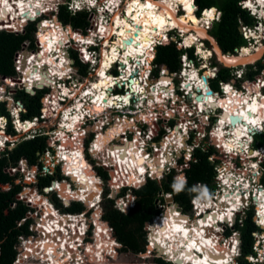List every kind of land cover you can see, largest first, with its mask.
Listing matches in <instances>:
<instances>
[{"label":"built area","instance_id":"obj_1","mask_svg":"<svg viewBox=\"0 0 264 264\" xmlns=\"http://www.w3.org/2000/svg\"><path fill=\"white\" fill-rule=\"evenodd\" d=\"M244 1L245 0H240L238 2V6L240 7V9L248 11V13L251 16L256 18V21L252 26L244 25L242 22H239L238 28L243 39L250 41L252 40V42H255L259 38L256 39L253 38V36H255L256 31H259V27L264 25V16L260 14L255 15L254 12H252L248 7H246V3ZM192 5L194 6V9L192 11L193 15L195 17L197 16L198 18H201L206 10L208 11L213 10L212 17L208 19L209 25L205 29L206 31L211 30L210 28L211 25H213L215 22H218L220 20L221 12L217 8L211 7L208 9H203L200 11L198 15L197 14L198 7L194 4V0H192ZM67 8L70 11L75 12L79 8V4L75 0H71L70 3H68ZM41 10L43 11V9ZM177 10L180 16L181 14L182 15L185 14L180 6L177 8ZM36 18L34 17L33 19L32 17V20H36ZM54 18L56 19V17ZM27 22H29V20H26L25 24ZM48 22H50L51 26L54 25L58 30H61L63 32V35L70 33V28L63 29L58 22L55 21L53 22L48 21ZM190 23H191L190 25L192 26L193 25L192 22ZM8 26H6L3 22H0V31H7L10 33L24 32L23 31L24 25L17 30L11 29V27ZM173 29L176 30L175 31L176 33L174 32L175 33L174 36L172 37L170 36L166 38L164 34L165 38L163 37L162 38L163 40H160L158 37L155 40V43H153V47L155 49V45L161 42L162 43L172 42L176 45L177 49L183 50L184 52L181 54L179 60L180 71L171 72L168 69H166V71H161V70L153 71L155 68V66L153 65L154 57L151 59L150 68L147 70L148 76L151 79H157L160 76L161 77L165 76L170 79L169 84L166 85V87L169 86L172 87L170 96L167 97L166 99L163 98L162 104L161 103L153 104V106H156L155 109L154 108L147 109L146 107L147 100L144 102L146 108L142 107L140 104V100L135 99L134 95H132V97L128 99V105H124L123 107L117 108L118 105H116L114 109L113 107L114 105L106 106L107 109L109 110L107 114L110 115L111 119H113L114 116L115 117L118 116L119 120L122 121L124 118L126 119L130 118V120L134 119L133 126L132 127L125 126V130L120 134L121 140H119V142H116V144L118 143L117 145L122 146L124 144L126 145L127 144L126 142L132 143L135 137L141 138L142 139L141 142H138V149L144 154L143 160L145 162L143 161L142 165L145 167L147 166L144 165L146 162H150L158 158H160L159 160L162 162L161 166L155 165L156 171H160L158 174H155L156 171H152V168L145 167L146 169L144 170V172L140 174H136L139 176V178L133 182H128L127 179L123 178L122 176H121L122 178H119V176H117L118 171L115 165L106 166L104 162L101 161L97 156L92 155L91 146L93 145V142L96 140L97 135L100 132H97L98 128H95L96 115H93L90 112L89 108L86 107V105L89 104L84 102L83 98L82 100L81 99L76 100V103L74 102L66 109L60 111L61 108H58L59 110H55L54 102L56 101V99L51 98L50 96L51 92H49L51 91L52 85L50 86L43 85L42 87L34 86L31 90H28L29 93L34 94L35 93L33 92L34 90L37 92V94L40 93V95L42 96V92L44 90L47 91V93L43 94L44 98L41 103L42 106L40 108V112L38 115L33 116L30 119L23 120L20 118V114L25 111L24 107L18 100H15L11 95L9 94L5 95V92L8 89H14L17 86H19L20 88L23 87L22 83H18L17 81L20 78L19 70L21 67H23V62H24L23 60H25V59H20L21 56H26L30 54L32 57H34V55H36V54H32L33 52L30 53L28 51V45H29L28 41H24L22 43L20 50L16 52L13 59V66L16 75L14 77L0 76V94H1L0 104L3 103L6 109H8L9 111L11 130L13 131V133L8 134L5 131L6 119H4L3 117H0V132L5 136L4 140H10V139L13 140L12 142L13 144L10 143L8 148H12L17 143L16 140L17 137H14V134L16 135L22 134L23 137L21 135L19 136H21L23 140H30L35 137H44V136H50V137H49V141H47V147L45 148L42 154H39V157H41L44 160V165L41 166L33 165L30 167L31 168L30 171L27 172L28 165L26 164V162L24 160H21L19 162L20 164L19 172H23L24 178L22 177L23 179L16 180L17 185L20 184L23 186L21 187L20 192L16 194L15 199L16 201H19L21 203L22 207L26 209V212L24 217L17 222V226L21 227L24 224L28 223L29 220H32V222L28 223L27 226L28 234H21L17 237V241L14 244L16 255L13 264H88V262L90 264L91 261L93 264L94 263L102 264L104 261H108L109 259L114 258L116 255V249L121 248V244H119L118 241L116 240L112 226L108 224V222L103 221L102 219V210L100 207L101 201L104 200L105 198L112 200L114 203L113 204L114 209L118 210L123 214H126L135 205L136 198L134 195V191L144 186L148 180L156 181L160 183L166 177L170 176L172 181L177 186L182 185L183 183L186 182L187 170L190 168L191 163L195 162V158L193 154L196 151V149H200V148L203 152H208L207 150H212L208 155V160L210 161L211 165H213V171H214V177L210 184L211 188L210 189L207 188L205 183H196L195 184L196 194L191 198L189 202V209L186 211L174 201L171 193H167V192L162 193V191L158 192V197H156L154 200V207L158 212L156 215H154L151 218L150 221H147L144 224L143 250L138 254L141 256H145L146 258L153 256L154 259H161L170 264H177V262L178 264H192L187 262L182 263L179 262V260L175 261L174 259L168 257L167 253L159 252L156 246V244L158 245L159 242L156 241L154 236H150L151 233L154 234L156 233L155 232L157 230V226L155 225L156 221L159 218L163 219L162 216L165 214V212L168 209L171 208L173 210H176V212H174V216H175L174 218H176L178 221L179 220L183 221L182 224H185L190 228L192 227V225L196 224L199 220L207 219L205 215L214 214V211L216 210L206 209V211L201 214L197 212V207H198L197 205L205 204V203H213V204L218 203L219 201L217 200V198L220 195L225 194L224 184L221 181L222 178L227 176H232L230 177V179H233V183L230 182L229 184L230 187L226 188L228 189L226 193H228L229 191H234V192L240 191L241 197L247 195V202L245 201L244 203L240 204L239 201L240 199H239L237 201L239 204L236 205V208L231 210L230 217H228L226 220L220 222L218 221L217 223L218 231H214V229H211L210 231L203 232V234L205 235L207 233L209 234L207 236L211 235V237H214L213 240H214V244L217 246V251H214L216 253L212 252L213 256H217L218 253L224 254L225 256L224 258L228 259L225 264H238L237 259L239 254L236 253L235 250L236 247L241 246V239H240V232L236 229V225L239 226L242 225L243 220L247 217L248 215L247 213L248 211H251L250 210L251 208L252 209L251 218L254 225L257 227V231H254L252 233L253 241H254L252 246L253 253L247 256V260L250 264H264V226L257 219L259 218V216H258V212H256L255 210V202H254L255 188H258L259 190L264 192V186L261 184V178L264 174V151H263L264 143L260 144L258 141L254 142L255 141L254 137L256 133L254 134L250 133L248 140L249 145H245L244 153L240 152L237 154L235 151L228 152L226 149L219 146L215 138L214 129L216 128L218 124L217 121H219L220 115L222 114L223 111H221L220 109H216L219 110V113L217 115H215L216 110L213 112L209 111L208 113H206L207 112L206 110L196 111V104L193 101V97H190V95H188L187 92L185 93L183 91V86H182L183 83H181V81L179 80L182 73L185 72L184 70L189 69L188 63L191 62L192 64H195L197 59L202 60L203 57L199 56V54L195 51V49L191 45L185 44L186 35L185 36L182 35L180 29L171 28L168 29L165 33L168 34ZM75 32L77 33V31ZM186 33L193 34L195 32L191 30ZM37 35H38V31L35 32L34 42L38 50L40 51L41 47L37 43L38 42ZM70 38L73 37L70 35ZM192 49H193L192 54L194 59L190 58L188 54V51ZM237 51L238 50H236V52ZM239 52L240 51H238L237 54H239ZM90 53L93 58L96 57L92 54L93 51ZM210 54H212V52H210ZM90 64L93 63L90 62ZM160 67H165V66H160ZM202 68L206 70L204 67ZM110 72L112 71L110 70L107 71V74H110ZM113 72H115V74L111 73V75L114 78L117 75V71H113ZM195 72L197 74L199 73V71H195ZM241 73H242L241 71L240 72L237 71L235 73L234 76L236 77L237 80L241 78ZM210 74L206 78L207 86L213 92L221 91V87L225 83L219 81L218 90L212 89L209 81L215 78L217 74L215 73V71H210ZM11 80L14 83V85L10 83ZM260 80L261 79L257 78L253 82V84L254 83L258 84L260 82L261 87H263L264 82L263 80L261 81ZM63 81L64 79L63 80L59 79V81L56 82V86L58 88L57 90L58 97L62 102H64L66 98H69L73 101L74 90H72V92L69 91L67 93V96H65L62 89L63 88L67 89L68 86H66ZM229 87L233 89L235 93L239 94L240 89L232 88L231 85H229ZM110 88H111L110 90L111 92L109 94L110 95L109 98L114 101L116 100L117 97H124L129 92V90L126 88V85L123 84L121 86H119V84H114L111 85ZM117 90H121L122 92H116ZM130 93L133 94L131 91ZM68 94L70 95V97H68ZM260 94L262 97H264L262 93ZM197 96L200 97L202 96L200 91L194 92L195 100L199 101L196 99ZM173 97H175V100H173ZM45 100H47L50 104L49 105L47 104L48 110L44 111L46 103H44L43 101ZM89 101H91V99ZM187 101L188 102L190 101V103H188ZM77 103H79L80 106L79 109L76 107L78 105ZM58 104L60 103L58 102ZM136 106L138 107L136 108ZM153 106H149V108ZM66 110H69V112H67L68 114L65 112ZM147 110H149L150 112L148 113ZM128 113H133V114L132 116H130ZM141 113H143L144 116L145 115L147 116L148 114L149 120L146 121L145 118H135L137 117V115L140 116ZM64 114L66 115L67 118L69 117L70 120L71 118L74 117V115H77L78 117L81 116V118L85 120V121L82 120L81 125L77 128L78 135L79 137H81V139L77 142V144L82 149V155L84 157L86 164L89 167H91L93 173H96L94 174V176L97 178L98 181L97 183L98 190L97 189L89 190L88 191L89 193H87L85 197H83L82 199L76 196L72 197L71 193L77 191L76 183L73 182L70 179V176L66 173L67 171L65 168L64 161L57 158L58 155L57 149L60 146L61 141L59 139L56 140V137L60 133L58 130L59 129L58 126L63 122L61 121V118H63ZM210 115H215V116L212 118V116ZM55 119H58L57 120L58 123L54 132L53 131L48 132L45 129H38L37 131H35V128L38 127L37 126L38 123L41 122L43 124H46L48 121L50 120L52 121ZM212 121L215 122L213 129L211 130L210 126L209 128H206L209 124L213 123ZM30 123L34 125L30 129L23 130L22 126ZM105 123L106 124L102 129L103 132L109 129L110 125H113L114 120L110 122L106 120ZM166 124L173 126L167 127ZM165 128L166 131L164 130ZM52 132L53 134H51ZM256 132L257 135H261L264 133V131H256ZM64 133L66 136V140L68 139L67 137L71 139L73 136L70 133L68 134L67 129ZM171 133H175V136H177L179 140V145H176V143L174 142L172 147L165 149V147H163L161 143L165 142L164 140ZM172 138H174V136ZM54 139L55 141H52ZM251 143L254 144L255 146L253 145V147L249 148L252 145ZM4 148L5 146L2 144V142H0V152L4 151ZM249 151H252V154H248ZM247 154L249 155V157ZM54 155H55L54 161H52V156ZM89 156L91 157V159ZM250 163H253V165L256 166V174L254 175L253 172L251 174V172L249 171L251 176H247L246 174L241 175L243 172L250 169L249 167H247L249 166ZM251 168L252 171L255 170L254 167ZM50 169H52V172H50ZM56 169L60 171V176L62 178L61 180L52 181L49 186H44L42 188V191L38 189L39 188L38 186H34V187L28 186V185L36 184L35 176L36 174H38V172H40L42 176L46 177L47 173L48 174L53 173L54 171H56ZM97 169L105 173L106 177H104ZM18 170H19L18 166H15V167H9L5 171L9 175H12V174H16ZM239 177H240V182L244 180L245 182L250 183L251 186L248 192L243 191L242 189H240V187L237 186L238 181L236 180H238L237 178ZM61 186H64V189L60 190ZM103 187H105V189ZM67 189H70L71 193H68ZM62 194L63 195L66 194L68 198H66ZM90 194H96V196L92 197V199L96 200L97 204H95V206H91L89 202L88 205L86 204L85 199L86 198L88 199ZM39 199L42 200L44 199L43 201L47 202L46 206H48L49 213H47L46 208L43 207L44 204L39 205ZM72 202L81 204L83 206V210L73 214L69 212H64L63 210L69 207V205ZM169 206L170 208H168ZM224 209H226V212H228L227 211L228 208H224ZM49 215L52 217H49ZM65 218L68 219L71 218L72 221L77 220V222L79 223L83 222L85 225V229H83L82 231L78 229L76 232L74 230L69 229L68 220L66 219L65 221L64 220ZM95 221L97 222L98 225L99 223L102 225L103 230L106 229L105 232H108L109 238L106 236L105 232L103 231L101 232V234H103V236L106 238L105 240L110 241L108 246L104 244L97 245L99 244L98 243L99 239L97 234L95 233V230L98 229V226ZM56 224L59 225L60 231H57L58 229L54 228V225ZM160 226L161 225L159 224V227ZM62 228L64 231H62ZM59 236L61 237V240ZM96 238L98 239L97 244H96ZM88 239L89 240L91 239L90 241L94 242L93 245L96 246L95 251H98L97 253H93L94 257H92L90 251L88 252L83 246V245L87 246L90 243ZM152 239H154L153 242ZM52 247L55 249V253L52 251ZM101 247H103V249ZM83 252H87L89 256L87 257L86 253L83 256H81L80 254H82ZM240 254H241V248H240ZM211 260L214 261L215 259H211Z\"/></svg>","mask_w":264,"mask_h":264},{"label":"bare ground","instance_id":"obj_2","mask_svg":"<svg viewBox=\"0 0 264 264\" xmlns=\"http://www.w3.org/2000/svg\"><path fill=\"white\" fill-rule=\"evenodd\" d=\"M82 3L80 5L85 6V8L90 9V11H94L95 9L99 10L98 14L95 15L94 22L96 23V26L94 27L93 31L89 33V36L83 37L82 35L75 36L76 44L79 46L80 50H86V46L93 44H96L98 41H102L105 46L101 49V56L98 62V68L96 69L92 67V71H98L99 77L102 78L107 74V71L111 68V66L116 63V61L119 62L121 67V78L124 83H129L128 80L131 78L130 84L133 86V88L136 90L137 93H135V99L140 100V104L144 108H148L149 106H153L151 104L155 103H163V98L166 99L170 96V92L172 87H166L167 84H169L170 79L167 77L161 78L160 82L156 81L154 87H150L151 81L149 80L148 76V70L149 67V61L151 59V52L150 50L153 48V43H155L156 38L161 35H164V32H166L171 27H177L181 29L182 35L185 34V30H189V23L185 21L182 17L177 18V5L182 4V6L191 4V0H81ZM246 7H248L252 12L259 13L260 15L264 16V0H245ZM79 3V1H78ZM102 5V6H101ZM125 5V15L123 17H119V6ZM45 6L44 0H0V17H7L8 19L14 20L15 18H25L29 21L32 20V17L36 18V12L42 11ZM181 6V7H182ZM39 7V8H38ZM38 8V9H37ZM154 9H161V13H155ZM192 7L189 9L191 11ZM261 9V11L259 10ZM151 10L153 14H148L146 16V19L142 21L141 25L139 24L140 17L145 13V11ZM184 10V8L182 9ZM115 11V13H114ZM188 10H185V12ZM28 13L27 17L23 16V13ZM113 13L112 18L107 22L104 21V16H111L108 13ZM108 14V15H107ZM213 10L208 11L206 10L204 12V16L202 19L206 18L205 20L208 21L209 18L212 17ZM31 19H30V18ZM37 19V18H36ZM3 21V20H1ZM10 22V21H9ZM195 26L191 27L193 31H195L196 34H198L200 37H203L206 35V31L203 28L204 20H200L198 22H195ZM202 24V25H201ZM206 24V22H205ZM209 24V22H208ZM40 26L44 28V31L42 32V38H39L38 45L41 47V52L38 51L37 54L32 57L30 54L26 56H21L20 59L23 60V66L21 67L20 72V78L17 80L18 83H22V86L25 88L31 87V85L36 80H44L50 85H52L54 82H56V78H64L65 72L69 71V64L71 63L66 57L62 56V50L60 49L63 45L64 40L66 39L61 37L63 35V32L61 30H58L56 26L50 25V22L48 21H42L40 23ZM139 26L140 29V35L137 37L136 44H128L127 49L124 52H119V44L117 41H115L113 44L110 45V47L107 46L109 43V39L116 35V39L120 36H122L126 31H133L134 28ZM62 33V34H61ZM197 35V36H198ZM198 36V37H199ZM253 38L258 39L259 37L253 36ZM201 39L196 38L195 42L192 43V40L190 38H185V44L196 46L198 42H200ZM95 41V42H94ZM260 40H257V43H259ZM192 43V44H191ZM196 43V44H195ZM261 44V43H260ZM262 45V44H261ZM214 46V45H213ZM215 44V52L218 54V58L220 61H223L225 64H236L243 60H249L254 58L259 52H261L262 49H258V51L255 55L251 54V51L248 47H241L239 54H236L235 56H227L223 55L221 56L220 51L216 48ZM259 46V45H258ZM202 49L198 48V53L201 52ZM55 52L51 55V52ZM56 53H59L56 56ZM51 55V56H50ZM79 55H82L80 53ZM204 56L207 55V53L203 54ZM82 57V56H80ZM149 57V58H148ZM54 59V61H53ZM94 59V58H93ZM95 60V59H94ZM91 62L95 64V62ZM87 61V60H86ZM252 61V60H250ZM88 62V61H87ZM26 63V64H25ZM90 63V62H89ZM242 64V63H241ZM22 66V65H21ZM97 66V64H96ZM147 66V67H146ZM146 69V70H144ZM185 72L182 73L180 77L181 83H183V91L190 97H193V101L196 104V111L197 110H206L207 112L215 111L219 107V105H216L217 99L214 96H211L209 93L208 95L205 94L203 91V84L200 76L195 71L184 70ZM52 75V77H51ZM204 77V76H203ZM205 83H206V77ZM54 79V80H53ZM9 83V82H7ZM13 85L14 83L11 82ZM12 85V86H13ZM55 86V85H54ZM97 84H93L90 89H87L86 92L81 95L85 101H88L91 99V105L88 106L90 112L93 115H96V124L100 118L99 112L108 113L109 110L106 106L114 105V109L116 105H118L117 108L123 107L124 105H128V97H124L123 99L121 97H117L116 100H112L108 97L107 92H98L97 91ZM224 84L221 87V91H223L226 94V99H230V94L234 95L232 100L233 108L229 109L227 104L222 106L224 116L219 118L218 122V128L214 132L217 138H219L220 143L219 146L226 149L228 152L235 151L237 154L242 152L244 153L245 145L247 144V140H249V129H254L255 131H264V97L261 96V94H254L246 96L241 95L240 93H233L231 91L230 87H225ZM162 90V92H161ZM64 95H66L67 90H62ZM200 91L201 92V100L196 101L194 98V92ZM206 91H210L207 90ZM211 92V91H210ZM207 93V92H206ZM137 96V98H136ZM174 98V97H173ZM235 98V99H234ZM147 100V106L145 107L144 102ZM123 102V103H122ZM97 103V104H96ZM121 104V105H120ZM120 105V106H119ZM149 105V106H148ZM79 108L80 106L77 105ZM139 106V104H138ZM87 107V108H88ZM96 108H98V111H96ZM137 108V106H136ZM154 108V106H153ZM107 111H106V110ZM152 109V107H151ZM204 111V112H206ZM247 111L251 112L250 116H247ZM88 112V113H90ZM149 113L150 111L147 110ZM67 113V112H66ZM68 114V113H67ZM130 116H132L133 113H128ZM236 114L242 117V121L244 124H239L234 127H232L230 124H228V120L224 119L225 117H228V115ZM84 115V114H83ZM86 115V114H85ZM143 113L137 115L135 118H145L149 119L148 117ZM64 121L61 123V126L64 127V129H67L70 132H75V130L81 125V121L83 118L75 116L74 118L66 117L64 116ZM85 121V120H83ZM124 121V122H123ZM122 120H119V117H116L115 125L117 124L121 130V133L125 130L123 128L124 123H128L133 126L134 119L124 118ZM34 124H25L22 126L23 130L30 129ZM66 131V130H65ZM2 133L0 132V137ZM110 136V135H109ZM174 136V138H172ZM179 137V135H178ZM120 139V136L117 137ZM109 140V138H107ZM165 142L164 147L165 149L172 147L173 143L175 142L176 145H179V140L177 136H175V133H171V135H168L167 138L164 140ZM106 141H103L102 138H98L94 141L91 150L92 153L95 154L97 152H103L104 147L103 144ZM139 142V141H138ZM138 142L133 141V143L119 146L111 150L109 147H106L107 149L105 152L107 155H109L111 158L115 160V167L117 169V176L119 178H126L128 182L136 181L139 176L136 174H140L144 172L146 169L145 167L152 168V171H156V166H161L160 158L156 160H152L150 162H146L143 166V159L144 154L143 152L139 151L138 149ZM141 142V141H140ZM103 143V144H102ZM264 151V147H263ZM79 151H60L59 152V159L65 161V163L68 165L67 174L72 178L80 179L82 177V171L79 169V163L81 161V158L75 159V157L78 155ZM248 154H252V151H249ZM103 155V154H101ZM106 156V155H104ZM249 157V155H248ZM255 157V156H254ZM69 159V162L67 160ZM106 163L111 165L113 163L109 158L108 160H105ZM149 161V160H147ZM145 162V161H144ZM159 162V163H158ZM114 166V164H112ZM111 165V166H112ZM256 169V166L253 165V163L249 164L250 170H246L247 172H251L252 174V168ZM154 169V170H153ZM160 171H156L155 174H158ZM241 174V172H240ZM246 174L243 172L241 175ZM256 172L254 173V175ZM122 176V177H121ZM227 176V175H226ZM232 176H227L222 178V182L224 184L225 188V194L220 195L217 200L218 203H205V204H198L197 206V212L203 213L206 211V209L209 210H216L214 211V214H206L205 217L207 219H201L196 224L192 225L190 228L189 226L182 224L183 221L177 220L174 218V212L176 210L168 209L165 214L162 216L163 219L159 218L156 221L157 230L156 233H151L150 236H154L158 243L156 244L158 250L160 252L167 253L168 257L171 259H174L175 261L182 262V263H192V264H225L227 262V258H224V254L218 253L217 256H213V253H216L214 251H217V246L214 244V237L207 236L209 234H203V232L210 231L211 229H214V231H218L217 229V223L218 221L226 220L231 215V210L236 208V205L239 204L237 201H240L241 203L247 202V195L242 196L240 195V191L234 192L229 191L228 193L226 188H229L230 182L233 183V179H230ZM238 184L237 186L240 187L245 192H248L250 190V183L245 182L242 180L240 182V177L237 178ZM118 181V179H117ZM89 183H95V180H88ZM77 186V191L80 193V197L83 198L82 195L87 194V190H84L80 185ZM68 190V189H67ZM76 192V191H75ZM75 192H72L73 194ZM255 210L258 212L259 218H257L260 223L264 226V192L259 190L258 188H255ZM70 192V189L68 191ZM71 193V195H72ZM72 197H74L72 195ZM240 197V198H239ZM245 199V200H244ZM42 199H39V205L44 204L43 207L46 208L47 213H49L48 206H46L47 202L41 201ZM42 207V208H43ZM170 208V206L168 207ZM228 208V212H226V209ZM220 210V211H217ZM226 212V213H225ZM49 217H52L49 215ZM68 220L69 229L74 230L75 232L79 229L82 231L85 229V225L83 222H77V220L72 221V219L65 218L64 220ZM74 220V219H73ZM62 221V220H61ZM60 221V222H61ZM44 222V221H43ZM76 223V224H75ZM159 224L161 225L159 227ZM102 226V225H101ZM54 228L58 229L57 231H60V227L58 224L54 225ZM103 229V228H102ZM54 230V229H53ZM62 231L63 228H62ZM106 231V229L103 230V232ZM60 233V232H59ZM217 233V232H215ZM154 234V235H152ZM60 240L61 237L59 236ZM81 239V237H80ZM154 239H152V242ZM97 244V243H96ZM56 245V244H55ZM235 245V244H234ZM47 246V245H44ZM58 246V243H57ZM220 249V248H219ZM162 250V251H161ZM52 251L55 253L54 249L52 248ZM98 252V251H97ZM81 256L84 255V253L80 254ZM209 256V257H208ZM210 258V259H209ZM211 259H215L217 261H213ZM178 264V262H177Z\"/></svg>","mask_w":264,"mask_h":264},{"label":"trees","instance_id":"obj_3","mask_svg":"<svg viewBox=\"0 0 264 264\" xmlns=\"http://www.w3.org/2000/svg\"><path fill=\"white\" fill-rule=\"evenodd\" d=\"M45 6L50 7L51 1L53 0H44ZM192 1V0H191ZM239 0H195V4L198 7V13L202 9L216 7L221 12L220 20L213 24L212 29L210 30L211 36H213L216 40V43L219 49L225 53H233L235 48L243 46L245 44L244 39L239 33L238 27L239 22H242L244 25L252 26L255 20L248 14L247 11L240 9L238 6ZM184 11L188 10L190 12V8L194 9V6L189 3L184 5ZM49 10L47 8L44 10L45 13ZM155 13H161V9H154ZM40 12H36V17ZM148 14H153L151 10L145 11V13L140 17L139 24L148 16ZM193 14V12H192ZM87 13H78L74 16H70L65 12L64 8L60 9L58 14V18L64 24H70L73 28L85 29L88 25ZM3 20V21H1ZM28 19L25 18H15L14 23L16 27L10 26L11 29L17 30L21 26L25 25V21ZM0 22H3L5 25H11L7 17H0ZM11 23V24H9ZM40 31H44V28L38 25ZM35 27L32 23H30L24 34H15L9 32H0V76L9 77L15 74L13 67V58L17 51L20 50L21 44L24 41H28L30 43V49L34 47V40L32 37L33 31ZM130 34H133L130 36ZM140 32L138 31V26L134 28L133 31H126L122 36L118 37L117 43L120 46H123L127 42L128 44H136V39L139 36ZM136 35V37H135ZM125 46V45H124ZM183 50L177 49L176 45L171 42H164L158 45L155 48V54L153 58V65L162 67L161 71H166L168 69L171 72L179 71L180 69V56L183 53ZM83 60H87L91 62L93 57L91 53L82 50ZM189 57L194 59L192 50L188 51ZM230 56V55H228ZM235 56V55H232ZM26 64V63H25ZM80 67V63L77 61ZM24 67V66H23ZM206 68V67H205ZM264 69L263 63L261 61H256L253 64L246 65L244 78L248 80H254L257 75L261 73ZM83 71V70H81ZM155 71V70H153ZM158 71V70H157ZM208 73L204 74V77H207ZM105 77V76H104ZM102 77V78H104ZM201 80L202 77L200 76ZM263 78V77H262ZM230 79V68L221 66L217 72L215 79L210 81L211 88L214 90L217 88V80L226 82ZM261 79V78H260ZM203 89L206 93V83L202 80ZM43 85H50L44 80H36L31 87L27 88L31 90L33 86L42 87ZM225 87H229V84L225 85ZM224 87V88H225ZM247 88H256V83L247 85ZM263 95H264V88ZM215 93H218L215 92ZM207 94V93H206ZM208 95V94H207ZM211 95V94H210ZM1 96V95H0ZM212 96V95H211ZM17 100H21L25 109V112L21 113V119H30L33 116L39 114L40 103L38 96H29L24 94L23 92L18 93L16 96ZM234 95L232 94L230 99L233 100ZM229 100V99H228ZM57 105V102H54V106ZM57 108V107H55ZM58 109V108H57ZM45 111V110H44ZM0 116H5L9 118V114L6 111L4 105L0 106ZM9 131L11 132V125L8 126ZM13 132V131H12ZM264 134L255 135V141H258L261 144V140L263 139ZM264 142H262L263 144ZM255 146V145H254ZM47 147V142L43 137H35L33 139L23 141L16 145L15 147L7 150L3 153H0V264H13L16 252L14 249V244L17 241V237L21 234H28L27 226L28 223L23 226H17V222L24 217L26 209L22 207V205L15 201V196L20 190V186L14 184V177L9 175L5 170L9 167H15L20 158L24 157L28 161L30 165L36 164L39 159V154H42L45 148ZM208 152H203L200 149H196L193 156L195 158V162L191 163L190 168L186 173V182L180 186H177L171 179L170 176L166 177L160 183L156 181L148 180L144 186L140 189L134 191L135 195V205L132 209L129 210L128 213L123 214L118 210L114 209L113 201L110 199H104L103 201V219L110 224L114 230L116 240L121 244L122 249L125 251H129L131 253H139L143 250L144 244V231L143 227L147 221H150L151 218L158 212L154 207V200L158 194V192L163 191L167 193H171L174 201L185 211L189 209V202L191 198L196 194L195 184L196 183H205L207 188H211L210 184L214 177L213 165H211L208 160V155L212 150H207ZM84 171V170H83ZM91 172L92 169H90ZM85 171L82 173V177L80 179L84 180L85 183H81L80 187L84 190H92L97 189L98 186L96 183H89L88 180H94L93 177L86 174ZM100 173L106 177L105 173ZM52 178L40 177L38 182V186L42 187L44 185H48ZM72 180L77 181L79 179H75L72 177ZM9 184L10 187L8 190H4L3 186ZM261 184L264 186V174L261 178ZM64 189V186L60 187V190ZM66 190V189H65ZM69 189L67 190V192ZM89 193V192H87ZM63 195V194H62ZM72 195L75 197H80V193L76 191ZM84 197L86 194H82ZM66 198L67 195L64 194ZM96 194H90L88 199L86 198V204L88 202L91 206H95L96 200L92 199ZM12 203L15 204L14 207H11ZM83 210V206L78 203H73L70 207L64 209L66 212H79ZM247 217L243 220L241 226L236 225V229L240 232L241 239V256L238 257V264H250L247 260V256L253 253V236L252 233L257 231V227L254 225L252 221V213L248 211ZM76 224V223H75ZM102 226H98V229L95 231L99 244L97 245H107L110 241L103 240L105 238L102 236ZM108 233V232H107ZM109 235V234H108ZM96 239V243L98 241ZM112 244V243H111ZM104 247V246H103ZM103 247H101L103 249ZM53 248V247H52ZM54 249V248H53ZM55 251V249H54ZM87 254V253H86ZM88 255V254H87ZM89 256V255H88ZM156 264H170L161 259H156Z\"/></svg>","mask_w":264,"mask_h":264},{"label":"flooded vegetation","instance_id":"obj_4","mask_svg":"<svg viewBox=\"0 0 264 264\" xmlns=\"http://www.w3.org/2000/svg\"><path fill=\"white\" fill-rule=\"evenodd\" d=\"M76 1V0H75ZM66 3H63V4H60V5H58V7L56 8V10H57V12L56 13H54V11L52 10V13H49L50 11L48 10L47 12H45V13H39V17H37V19L36 20H31V21H29V22H27L26 24L27 25H29L30 23H32L33 25H34V27H35V30L33 31V34H32V37H33V40L35 39V32L36 31H38V35H39V38H42V32H40V30H39V27H38V25H39V23H41L42 21H51V22H53V21H55V22H58L59 24H60V26L64 29V28H70V33H68V34H64V35H61V37H63V38H65L66 37V39L64 40V42L65 43H63V45L64 46H62L60 49L62 50V53H61V55L62 56H64V57H66L71 63L69 64V71L68 72H65V76H63L64 78H56L57 80H56V82L57 81H59V79H61V80H63L64 79V84L65 85H67L68 87H67V89L65 88H63L62 90H67V92H66V95L65 96H67V93L70 91V92H72V90H74V99H73V101L71 100V99H69V98H66V100L64 101V102H62L60 99H59V97H58V88H57V86H56V82H54L53 84H52V86H51V91H49V92H51V98H53V99H56V102H57V105H55L54 106V109L55 110H59V109H57V108H61L60 109V111L61 110H63V109H66L67 107H69L71 104H73L74 102L76 103V100H79V99H81L82 100V98L83 97H81V95H83L85 92H86V90L87 89H90L91 88V86L94 84H97L98 85V87H97V91L98 92H103V91H105V92H107V95H108V97L110 96L109 94H110V90H111V85H114V84H119V86H121L122 84L123 85H126V88L129 90V92L124 96L125 98L126 97H128V98H130V97H132V95H134L135 93H137L136 92V90L133 88V86L130 84V83H124L125 81H123V79L120 77V72L118 71L117 72V75L113 78L112 77V75H111V73L112 74H115V73H113V71L112 72H110V74H105V77L104 78H100L99 77V74H98V71H76V70H78V68H77V66H72V65H74V63H76L77 61L80 63V65H82L81 64V61H80V59H82V57H80L81 55H79L80 54V51H78V50H76V48H75V46H74V41H75V36L77 37L79 34H81L82 36H88L89 35V33H91L92 31H93V29H94V27L96 26V23L94 22V20H92V21H90L89 20V17H91V18H93L94 17V15H92L91 14V16L89 15V13H88V15H87V19H88V25L85 27V29H80V28H73L70 24H64V23H62L61 22V20L58 18V14H59V12H60V9L61 8H64L65 9V12L68 14V15H70V16H74V15H76V14H73V13H71L70 12V10L67 8V5H65ZM51 7V6H50ZM47 8H49V7H44L43 8V11L44 10H46ZM80 13H83V12H80ZM78 14V13H77ZM93 16V17H92ZM54 17H56V19L54 18ZM146 19V18H145ZM144 19V20H145ZM143 20V21H144ZM90 22L92 23V24H90ZM56 25H58V24H56ZM141 25V24H140ZM24 27H25V25H24ZM26 28L27 27H25L24 29H23V33H20V32H17V33H15V34H24L25 32H26ZM138 28H139V26H138ZM75 31H77V33L75 32ZM66 35V36H65ZM70 35L73 37V38H70ZM140 35V34H139ZM69 39V40H68ZM136 41H137V39H136ZM38 43V42H37ZM22 45V44H21ZM35 46H36V44H35V42H34V47L33 48H31L30 49V43H29V45H28V51L30 52V53H32V54H37V56H38V48H37V46H36V48H35ZM93 46H98L95 50L97 51V57H99V59H100V54H101V50H100V48L102 47L103 48V46H105V45H103V46H101V42L100 41H98V42H96V44H94ZM21 48V47H20ZM89 50V49H88ZM91 50V49H90ZM18 52V51H17ZM40 52H41V50H40ZM89 52H92V51H89ZM94 52V51H93ZM55 52L53 51V52H51V55L52 54H54ZM16 54V53H15ZM59 53H56V56L58 55ZM50 55V56H51ZM15 56V55H14ZM14 59V58H13ZM99 59H98V61H99ZM53 61H54V59H53ZM77 65V64H76ZM82 66H86V65H82ZM73 68V69H72ZM76 68V69H75ZM98 68V64H97V66H96V69ZM72 70H74V71H72ZM77 73H79V79H81V81L77 84V82L76 83H72V81L73 80H75V77H74V75L75 74H77ZM16 74H14L13 75V77L15 76ZM51 77H52V75H51ZM93 78L94 80L93 81H89V78ZM165 76H160L159 78H157V79H149L150 81H151V85H150V87H154V85H155V82L156 81H158V82H160V79L161 78H164ZM54 80V79H53ZM129 80H131V78L129 79ZM70 83H72V84H74V86H72V84L70 85ZM55 85V86H54ZM44 86H48V85H44ZM50 86V85H49ZM85 86H87V87H85ZM206 86H207V84H206ZM34 87V86H33ZM208 87V86H207ZM27 88H24V87H22V88H19V87H16V88H14V89H8V90H6V92H5V95L6 94H9V95H11L15 100H17L16 99V95L18 94V93H20V92H23L24 94H27V95H29V96H38V95H40V93L39 94H37V92L36 91H34L33 90V92H35L34 94H31V93H29L28 92V89L26 90ZM208 90H209V87H208ZM46 90H44L43 92H42V96L40 95V97H39V103H40V108H41V106H42V100H43V94L44 93H47V92H45ZM130 91L133 93V94H131L130 93ZM211 91V90H210ZM161 92H162V90H161ZM211 95L212 96H216V93L215 92H213V91H211ZM68 97H70V95L68 94ZM124 97H121L122 99L124 98ZM134 97H135V95H134ZM84 99V98H83ZM173 100H175V97L173 98ZM21 104H22V106H23V103H22V101L21 100H18ZM84 102H86V103H88V104H90L91 105V101H85V100H83ZM44 103H46V106H45V108H44V110H48V105L50 104L47 100H45V101H43ZM58 102L60 103V104H58ZM77 102H79V101H77ZM48 104V105H47ZM78 105H79V103H77ZM97 104V103H96ZM4 105V104H3ZM76 105V104H75ZM90 105H86V107H88V106H90ZM4 107H5V105H4ZM24 107V106H23ZM55 107H57V108H55ZM76 107H78V106H76ZM89 108V107H88ZM156 108V106L154 107V109ZM5 109H6V107H5ZM79 109V108H78ZM95 109H96V111H98V108H96L95 107ZM6 111L8 112V109H6ZM39 112H40V109H39ZM65 112H69V110H66ZM99 114V116H100V118H99V120H98V122H97V124H96V126H95V128H98L97 129V132H100L98 135H97V138L96 139H98V138H102V140L103 141H106L104 144H103V147H104V151L103 152H97V153H95V154H93L92 153V155L93 156H97L101 161H103L104 162V164L106 165V166H111L112 164H114L115 165V160L113 159V158H111L109 155H107V153L105 152V150L107 149L106 147H109L111 150H113L114 148H116V147H119V145H117L116 144V142L115 141H119V139L117 138L118 137V131H115L116 133L115 134H112V135H110L111 133H110V130L112 129V127L114 128V125H115V122H116V117L114 116L113 117V119H111V117H110V115L109 114H107V113H104L103 111L102 112H99L98 113ZM64 116H65V114H64ZM64 116H63V118H64ZM75 116H77V115H75ZM0 117H3L4 119H5V116H0ZM149 117V116H148ZM20 118H21V114H20ZM74 118V117H73ZM57 120L58 119H55V120H50V121H48L46 124H43V123H38L37 124V126L38 127H36L35 128V131H37L38 129H45V130H47L48 132L49 131H52V123H55V122H57ZM112 121V120H114V123H113V125H110V128L109 129H107L105 132H103L102 131V129L104 128V126H105V121ZM149 119H146V121H148ZM151 120H152V118H151ZM61 121H64V119H62L61 118ZM10 125V118H7V125H6V132L8 133V134H12L13 132L11 131H9V129H8V126ZM40 125V126H39ZM42 125V126H41ZM124 125H126L127 127H132V125H130V124H126V123H124ZM58 130H59V134L57 135V137H56V140H60L61 141V144H60V146L58 147V154H59V152L61 151V149H64L65 151H67V150H72V151H79V153H78V155L75 157V159H78L79 157L81 158V161H80V163H79V169L82 171V173L85 171V172H87V173H84V175H86V174H88V175H90V177H93L94 178V180H95V183L97 184L98 183V181H97V178L94 176V173L93 172H91L90 171V169H91V167H89L87 164H86V162H85V160H84V157H83V155H82V149H81V147L77 144V142L81 139V137H79V135H78V132H77V130L78 129H76L75 130V132H70V131H68L67 130V132H68V134L70 133L71 135H73L72 136V138L70 139L69 137H67L68 139V141L66 140V136H65V130H64V127L63 126H61V124L58 126ZM62 129V130H61ZM114 130H115V128H114ZM110 133V134H109ZM121 133V132H120ZM120 133H119V136H120ZM117 134V135H116ZM110 135V136H109ZM171 135V134H170ZM70 136V135H69ZM14 137H17L16 139H18L17 140V143H16V145H18L19 143H21V142H23V141H25V140H23L22 138H21V136H16V134H14ZM43 138H45V140H46V142L47 141H49V137L48 136H44ZM107 138H109V140H107ZM136 139H135V141H138L139 140V142L142 140L141 138H138V137H135ZM52 141H55V139L54 140H52ZM94 143V142H93ZM133 143V142H132ZM164 143V142H163ZM163 143H161L162 144V146L164 147V144ZM128 144H131V143H128ZM16 145H14L13 147H15ZM123 146V145H122ZM9 147V145H5V148H4V151H2V152H0V153H3V152H5V151H7V150H10L11 148H8ZM12 147V148H13ZM92 147V146H91ZM60 150V151H59ZM101 154H103V155H101ZM156 154H158V153H156ZM104 155H106V156H104ZM59 157V155H57V158ZM108 158L113 162V163H111V165H109L108 163H106V161L105 160H108ZM21 160H24L25 162H26V164L28 165V171L27 172H29L30 171V167L31 166H36V165H39V166H41V165H44V160L41 158V157H39V159H38V162L36 163V164H33V165H30L29 163H28V161L26 160V158H24V157H22V158H20V160L17 162V165L16 166H18V172L16 173V174H13V175H11V176H13L14 177V180H13V182H14V184H16V180H19V179H23L24 178V175H23V172H19L20 171V164H19V162L21 161ZM65 161L66 160H64V164H65V168H66V171L68 170L67 168H68V165L65 163ZM67 162H69V159L67 160ZM84 170V171H83ZM50 172H52V169H50ZM67 173V172H66ZM18 175H20V178H17V177H19ZM47 176H49V177H51L52 179L50 180V182H49V184L48 185H44V186H49L50 184H51V182L52 181H54V180H61L62 178H61V176H60V171L58 170V169H56V171H54L53 173H50V174H48L47 173ZM46 176V177H47ZM23 177V178H22ZM42 178V177H44V176H42L41 174H40V172H38V174H36V176H35V178H36V184L35 185H28V186H30V187H34V186H38V180H39V178ZM70 179L72 180V178L70 177ZM73 182H75L76 183V185H81V183H85V181L84 180H82V179H79V180H77V181H74V180H72ZM17 185V184H16ZM19 186H20V190H21V187L23 186V185H20L19 184ZM44 186H42V187H39L38 189L40 190V191H42V188L44 187ZM9 187H10V185L9 184H6V185H4L3 186V189L4 190H8L9 189ZM20 190H19V192H20ZM18 192V193H19ZM16 197V196H15ZM106 199V198H105ZM15 201H16V199H15ZM16 202H18V203H20L19 201H16ZM15 204H17V203H12V205H11V207H14L15 206ZM21 204V203H20ZM30 222H32V220H29L28 221V223H30ZM103 231V230H102ZM105 232V231H104ZM109 238V237H108Z\"/></svg>","mask_w":264,"mask_h":264},{"label":"rangeland","instance_id":"obj_5","mask_svg":"<svg viewBox=\"0 0 264 264\" xmlns=\"http://www.w3.org/2000/svg\"><path fill=\"white\" fill-rule=\"evenodd\" d=\"M68 1L69 0H53V1H51V7H49V13H52V10L54 11V13H56L57 12V10H56V8L58 7V5H60V4H63V3H68ZM97 1V0H96ZM70 3V2H69ZM80 6V5H79ZM102 6V5H101ZM181 7L182 6V4H178L177 5V8L178 7ZM39 8V7H38ZM37 8V9H38ZM182 9L184 8L183 6L181 7ZM124 9H125V5H121V7H119V17H123L124 15H125V12H124ZM260 11H261V9H259ZM264 10V9H263ZM178 11V10H177ZM192 9H191V11L190 12H188V11H184L183 10V12L185 13V14H181V16H180V14H178V12H177V18H179V17H182L185 21H187L188 23H189V27H190V29L187 31V30H185V34H183L184 36L186 35V37L185 38H190L191 40H192V43L193 42H195V40H196V38H199L200 39V36L198 35V34H196V33H193V34H187L186 32H189V31H191L192 29H191V27H194L195 26V22H198V21H200V20H204V23H203V28L204 29H206L207 27H208V21L207 20H205L206 18H204V19H202V17L204 16V13H203V16L201 17V18H196L193 14H192ZM37 12H39V11H37ZM98 12H99V10H97V9H95L94 11H90L89 12V15L91 16V14L92 15H97L98 14ZM94 13V14H93ZM114 13H115V11H114ZM108 14H110L111 16L109 17V16H104V21H109L111 18H112V16H113V13L111 12V13H108ZM107 14V15H108ZM94 15V17L93 18H91V17H89V20L90 21H92V20H94L95 19V16ZM39 17V16H38ZM190 19V20H189ZM9 21L12 23H9V24H11V25H6V26H8V27H10V26H14V27H16V25H15V23L13 22L14 20H11V19H9ZM93 22V21H92ZM190 22H192V26L190 25L191 23ZM205 22H206V24H205ZM90 24H92L91 22H90ZM202 25V24H201ZM28 25L27 24H25V27H27ZM212 26L213 25H211V29H212ZM22 27V26H21ZM24 27V28H25ZM171 28H177V27H171ZM170 28V29H171ZM18 29H20V28H18ZM177 29H179V28H177ZM181 30V29H180ZM238 30H239V28H238ZM138 31L140 32V29L138 28ZM176 30L175 29H173L170 33H165L164 32V34H165V36H166V38H168V37H172V36H174V34L176 33L175 32ZM206 31V30H205ZM0 32H2V31H0ZM4 32H7V31H4ZM175 32V33H174ZM195 32V31H194ZM207 32H208V34L210 35L209 37L207 36V35H205V36H203L202 37V39H201V41L200 42H198L197 43V45L196 46H194L195 47V51L198 53V51H197V49L198 48H200V49H202L201 50V52L202 53H198L199 54V56H201V57H203V59L202 60H199V59H197L196 60V62H195V64H192L191 62L190 63H188V65H189V69H188V71H199V75L200 76H204V74L205 73H208V75H207V77L209 76V74H210V71H215V73L217 74V72H218V70H219V68L221 67V66H224V67H227V68H230V79L228 80V81H226V82H223V81H221V82H223V83H225V84H229V85H231L232 86V88H235V89H240V94L241 95H244V96H246L247 94H249V95H254V94H260V93H262L263 94V88H264V86L263 87H261V85H260V82L258 83V84H256V88H247V85H250V84H253V82L257 79V78H259L260 79V77H263V78H261V80H263V82H264V69L261 71V73L259 74V75H257L256 77H255V79L252 81V80H248V79H245L244 78V73H245V69H246V65H249V64H253V63H255L256 61H261V63H263V65H264V49H262V48H264V25H262L261 27H259V31H256L255 32V36H257V37H259V40H260V42L259 43H257V40L255 41V42H252V40L250 41V40H245L244 39V41H245V44L243 45V46H240V47H238V48H235L234 49V51H233V53H231L230 55L232 56V55H236L237 53H238V51H240V49H241V47H248L249 49H250V51H251V54L253 55H255L257 52H254V51H258V49H262L261 50V52H259V54H257L254 58H252V59H249L248 61H246V62H244V63H240V64H238L237 66H234V65H228V64H225V63H223V61H220V59L218 58V54H217V52H216V54H217V58L215 57V56H213L212 54H210V52L212 51V49L214 50V51H216L215 50V42L213 41L214 39L212 38V36H211V34H210V31L209 30H207ZM10 33V32H9ZM239 33H240V31H239ZM163 34V33H162ZM162 34L161 35H159L158 37H159V39L160 40H163L162 38L164 37V35L162 36ZM196 34V35H195ZM257 34V35H256ZM199 37H198V36ZM89 36V35H88ZM130 36H132V38H133V34H130ZM135 37H136V35H135ZM157 37V38H158ZM204 37L207 39V41L206 40H204ZM156 38V39H157ZM165 38V37H164ZM115 41H117L116 40V35H113L110 39H109V43L107 44V46L108 47H110V45L111 44H113ZM206 41V42H205ZM95 42V41H94ZM100 42H102L101 43V46H102V44H103V40L102 41H100ZM74 46H75V48H76V50H80V48H79V46H77V44H76V40L74 41ZM127 43H131V42H127ZM127 43H125L124 45H126ZM172 43V42H171ZM191 43V44H192ZM209 43V44H208ZM262 45H261V44ZM160 44H162V42L161 43H158V44H156L155 45V48L158 46V45H160ZM196 44V43H195ZM120 46V44H119V46L120 47H118L119 48V52H124L126 49H127V46ZM214 45V46H213ZM259 45V46H258ZM153 47V46H152ZM35 48H36V46H35ZM86 49V48H85ZM102 49V47L100 48V50ZM236 50H238L237 52H236ZM86 51H90V49L88 50V49H86ZM220 51V50H219ZM150 52H151V59L154 57V54H155V49H154V47H153V49H151L150 50ZM213 52V51H212ZM204 53H207V55H203ZM214 53V52H213ZM236 53V54H235ZM94 56H96L97 57V54L95 53V52H93L92 53ZM223 55H227V53H223L222 51H221V56H223ZM209 56H211V57H209ZM228 56V55H227ZM96 57H94L95 58V60L93 61V62H95V64H90L89 62H87L86 60H83V58L82 59H80V61H81V64L82 65H86V66H79L78 64L76 65V63H74V65H72V66H77V68H78V70H76V71H81V70H83V71H92V67L93 68H95L96 67V64H98V57L96 58ZM149 58V57H148ZM151 59H150V61H149V67H150V63H151ZM250 60H252V61H250ZM14 67V66H13ZM121 65L119 64V62L118 61H116V63H114L112 66H111V68L109 69L110 71H119L120 72V74H121ZM147 67V66H146ZM202 67H206L205 69L206 70H204ZM233 67V68H232ZM153 68H154V66H153ZM161 68L162 67H157V66H155V68H154V70L155 71H157V70H161ZM73 69V68H72ZM76 69V68H75ZM108 70V71H109ZM144 70H146V69H144ZM72 71H74V70H72ZM147 71V70H146ZM180 71V70H179ZM237 71H241L242 73H241V78L239 79V80H237L236 79V77L234 76L235 75V73L237 72ZM113 73H115V72H113ZM79 73H77V74H75L74 75V77H75V80H73L72 81V83L74 82V83H76L77 82V84L81 81V79H79ZM211 75V74H210ZM9 77H12V76H9ZM120 77H121V75H120ZM206 77V78H207ZM213 79H215V78H213ZM213 79H211L210 81H212ZM94 79L91 77V78H89V81H93ZM260 80V81H261ZM210 81H209V83H210ZM218 80H217V84H216V86H217V88L215 89V90H218ZM72 83H70V85L72 84ZM211 84V83H210ZM67 86V85H66ZM72 86H74V84H72ZM17 87H19V86H17ZM85 87H87V86H85ZM20 88V87H19ZM231 91H233V93H234V90L233 89H231ZM45 92H47V91H45ZM116 92H122L121 90H117ZM204 92V91H203ZM205 93V92H204ZM206 94V93H205ZM1 95V94H0ZM209 96V95H208ZM4 97V96H3ZM216 99H217V102H216V105H219V107L217 108V109H220L221 111H223V108H221L222 106H224L225 104H227V106H228V108L229 109H232L233 108V105H232V100L231 99H226V94L223 92V91H218V93H216ZM230 97H231V94H230ZM134 98V97H133ZM137 98V97H136ZM235 99V98H234ZM188 102V101H187ZM188 103H190V101L188 102ZM3 103H1L0 104V106L2 105ZM151 105H153V104H151ZM138 107V106H137ZM155 107V106H154ZM153 108V107H152ZM147 109H151V107L149 108H147ZM216 110V109H215ZM220 111V112H221ZM25 112V111H24ZM206 113H208V112H206ZM216 114L215 115H217L218 113H219V110H216V112H215ZM8 114H9V111H8ZM205 115H207V114H205ZM215 115H210V116H212V118L215 116ZM175 116V115H174ZM175 118V117H174ZM162 121V120H161ZM160 121V122H161ZM213 123L212 124H209L206 128H209V126H210V129L212 130L213 129V126L215 125V122L214 121H212ZM57 123H58V121L57 122H55V123H52V131L54 132L55 131V128H56V126H57ZM139 124V123H138ZM165 124V123H164ZM42 126V125H41ZM158 126H159V124H158ZM166 126L167 127H171V126H173V125H167L166 124ZM114 128H115V130H114ZM114 128L112 127V129L110 130V135H112V134H115L116 132L115 131H118L119 133L121 132V130L122 129H120L119 128V126L116 124V125H114ZM123 128H125V126H123ZM217 128H218V125L216 126V128L214 129V132L217 130ZM62 130V129H61ZM165 131H166V128L164 129ZM53 132L51 133V134H53ZM119 133H118V136H119ZM121 134V133H120ZM264 134V133H263ZM18 135H21L22 136V134H17L16 136H18ZM117 135V134H116ZM23 137V136H22ZM21 137V138H22ZM48 137H50V136H48ZM215 138H216V140H217V142H218V144L220 143V140H219V138H217V136L215 135ZM136 139V138H135ZM135 139H134V141H135ZM16 140H18V139H16ZM119 140H121V139H119ZM25 141H27V140H25ZM139 141V140H138ZM138 141H136V142H138ZM13 142V140H9V143H12ZM115 142H119V141H115ZM249 141L247 140V144L246 145H249V143H248ZM254 142H256V141H254ZM253 142V143H254ZM262 142H264V137H263V139L261 140V144H262ZM13 144V143H12ZM252 144V143H251ZM158 145H159V142H158ZM253 145L254 144H252L249 148H251V147H253ZM60 151V150H59ZM61 151H65L64 149H61ZM248 155V154H247ZM54 157H55V155L54 156H52V161H54ZM90 157V156H89ZM90 159H91V157H90ZM229 161V160H228ZM247 167H249V166H247ZM246 167V168H247ZM99 172H100V170L99 169H97ZM96 170V171H97ZM250 170V169H249ZM95 171V172H96ZM253 173H255L256 172V169L254 170V171H252ZM87 173V172H86ZM245 173H246V175L247 176H251V174L249 173V172H247V171H245ZM94 174H96V173H94ZM13 175V174H12ZM19 177H17V178H20V175H18ZM104 189H105V187H103ZM162 193H163V191H162ZM156 197H158V194H157V196ZM103 201L104 200H102L101 201V203H100V207H101V210H102V219H103ZM73 203H75V202H72L70 205H69V207L73 204ZM79 204V203H78ZM68 208V207H67ZM66 209V208H65ZM250 210L252 211V209L250 208ZM64 211V210H63ZM65 212V211H64ZM67 212V211H66ZM69 213H76V212H69ZM121 213V212H120ZM252 213V212H251ZM157 214V213H156ZM155 214V215H156ZM103 221H105L104 219H103ZM102 221V222H103ZM96 222V221H95ZM105 222H107V221H105ZM96 224H97V222H96ZM97 226H101V224L99 223V225L97 224ZM97 230V229H96ZM95 230V231H96ZM96 233V232H95ZM105 234H106V236L108 237L109 235H108V233L107 232H105ZM102 236H103V234H102ZM90 237V236H89ZM92 237V236H91ZM95 237H96V235H95ZM116 238V237H115ZM97 239V238H96ZM106 238H103V240H105ZM89 240V239H88ZM91 240V239H90ZM89 240V244L86 246V245H83L84 247H85V249L89 252L90 251V253H91V256L92 257H94V254L93 253H97V251H95V245H93V241H90ZM85 251V250H84ZM162 251V250H161ZM160 252V251H159ZM235 252L236 253H238L239 255H240V247L238 246V247H236V250H235ZM84 254L85 253H87V252H83ZM87 257H88V255H86ZM106 260V259H105ZM156 259H154L153 258V256L152 257H145V256H141V255H139L138 253H136V254H134V253H131V252H129V251H125V250H123L122 249V246H121V248H117L116 249V255H115V257L114 258H111V259H109L108 261H104L102 264H156V261H155ZM89 261V260H88ZM88 264H89V262H88ZM90 264H93L92 263V261L90 262ZM94 264H96V263H94Z\"/></svg>","mask_w":264,"mask_h":264},{"label":"clouds","instance_id":"obj_6","mask_svg":"<svg viewBox=\"0 0 264 264\" xmlns=\"http://www.w3.org/2000/svg\"><path fill=\"white\" fill-rule=\"evenodd\" d=\"M71 0H69L68 1V3L70 2ZM78 1H79V3H78ZM95 1V0H94ZM240 1V0H239ZM76 2L80 5V3H82V1L81 0H76ZM68 3H66L65 5H67ZM194 4H195V0H194ZM196 5V4H195ZM197 6V5H196ZM211 8V7H210ZM214 8H216V7H214ZM205 9H208V8H205ZM203 10V9H202ZM243 10V9H242ZM246 11V10H245ZM71 13H73V14H77V13H80V12H85V13H89L90 12V9H88V8H85V6H82V5H80L79 6V8L75 11V12H72V11H70ZM248 12V11H247ZM199 13H200V11H199ZM199 13L197 12V14L199 15ZM249 14V13H248ZM250 15V14H249ZM255 15H259V13H255ZM251 16V15H250ZM255 21H256V18H254L253 16H251ZM196 18H198L197 16H196ZM261 20H263V19H261ZM216 23V22H215ZM255 23V22H254ZM210 31V30H209ZM206 35L209 37L210 35L208 34V32L206 31ZM212 38L214 39L213 41L215 42V44L217 45V43H216V40H215V38L212 36ZM200 39H202V37H200ZM204 40H206L207 41V39L204 37ZM201 41V40H200ZM205 41V42H206ZM209 44V43H208ZM98 46H93V45H89V46H86V49H91L90 51H94V52H96V54H97V51L95 50L96 48H97ZM193 47V46H192ZM217 48H218V50H220L219 49V47H218V45L216 46ZM194 49H195V47H193ZM214 53H213V52ZM211 52H212V55L213 56H217V54H216V52L214 51V50H212ZM192 52H193V49H192ZM220 53H221V50H220ZM231 54V53H230ZM230 65V64H229ZM232 65H234V66H237L238 64L236 63V64H232ZM233 68V67H232ZM210 89V88H209ZM213 89V88H212ZM211 90V89H210ZM217 92V91H216ZM9 118H10V116H9ZM5 119H6V125H7V117H5ZM10 125H11V123H10ZM5 131H7V130H5ZM4 131V132H5ZM256 133V135H257V132H255ZM2 137H0V142H2V144L5 146V145H9L10 143H9V140H4V135L2 134L1 135ZM119 243V242H118ZM239 256H241V254L239 255ZM238 256V257H239Z\"/></svg>","mask_w":264,"mask_h":264},{"label":"water","instance_id":"obj_7","mask_svg":"<svg viewBox=\"0 0 264 264\" xmlns=\"http://www.w3.org/2000/svg\"><path fill=\"white\" fill-rule=\"evenodd\" d=\"M23 16L24 17H27L28 16V13L24 12L23 13ZM30 18V17H29ZM31 19V18H30ZM217 48V47H216ZM218 49V48H217ZM227 55H230V53H227ZM248 60H243L237 64H240V63H244ZM202 80L205 82V78L202 77ZM128 82L130 83L131 80H128ZM207 89V87H206ZM211 93L210 91H207V94ZM197 100H200V96H197L196 97ZM251 115V112L247 111V116H250ZM224 116V112H222V114L220 115V117H223ZM224 119H228L229 120V123L232 127L236 126V125H239V124H244V122L242 121V117L239 116V115H236V114H232V115H228V117H225ZM256 131L254 129H249L248 128V133H251V134H254Z\"/></svg>","mask_w":264,"mask_h":264},{"label":"crops","instance_id":"obj_8","mask_svg":"<svg viewBox=\"0 0 264 264\" xmlns=\"http://www.w3.org/2000/svg\"><path fill=\"white\" fill-rule=\"evenodd\" d=\"M87 255V254H86Z\"/></svg>","mask_w":264,"mask_h":264}]
</instances>
